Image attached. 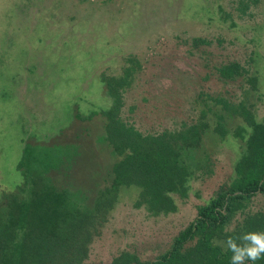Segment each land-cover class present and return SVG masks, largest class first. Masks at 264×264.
<instances>
[{"label":"rangeland","instance_id":"1","mask_svg":"<svg viewBox=\"0 0 264 264\" xmlns=\"http://www.w3.org/2000/svg\"><path fill=\"white\" fill-rule=\"evenodd\" d=\"M195 37L215 41L202 48L212 63L237 62L257 73L259 91L251 101L263 121L264 0H0V195L23 183L17 168L27 145L77 142L75 136L90 131L75 144L84 151L75 183L95 196L115 158L102 143V118L85 123L78 116L113 106L102 75L122 76L130 57L141 66L125 92L123 116L143 133L179 127L201 90L240 100L247 83L208 78L202 53L189 44ZM204 153L213 173H197L189 198L176 197L175 214L151 217L134 209L137 190H122L86 264H111L125 251L145 260L166 252L198 207L234 178L241 143L212 135L197 160ZM253 207L263 210L264 196Z\"/></svg>","mask_w":264,"mask_h":264},{"label":"trees","instance_id":"2","mask_svg":"<svg viewBox=\"0 0 264 264\" xmlns=\"http://www.w3.org/2000/svg\"><path fill=\"white\" fill-rule=\"evenodd\" d=\"M247 9L244 5V14ZM189 44L202 53L208 78L215 76L228 85L241 80L247 83L248 87L242 86L243 97L236 100L233 95L213 96L201 90L179 127L143 133L123 116L124 95L133 86L140 63L130 57L122 76L102 75L113 106L78 119L91 123L102 118V143L115 161L102 182L95 184L93 197L75 183L84 152L75 144L89 138L90 131L75 136L77 142L73 139L49 148L27 145L17 168L23 183L0 195V264H86L124 189L138 191L133 207L144 209L151 217L177 213L176 197L189 198L190 182L197 173H213L208 153L197 160L212 135L223 142L234 139L241 143L234 178L198 207L196 219L173 239L166 252L145 260L125 251L111 264H231L229 238L243 247L251 244L242 239L244 235L264 233V209L253 207L254 200L264 196V119L257 120L256 104L251 101L259 91V77L241 63L217 64L204 57L210 53L202 48L214 46L215 41L195 37ZM136 110L132 107L130 112ZM244 264H264V253L255 262L246 259Z\"/></svg>","mask_w":264,"mask_h":264},{"label":"clouds","instance_id":"3","mask_svg":"<svg viewBox=\"0 0 264 264\" xmlns=\"http://www.w3.org/2000/svg\"><path fill=\"white\" fill-rule=\"evenodd\" d=\"M244 241H251L250 245L239 246L233 239L227 241L233 255L231 264H244L246 259L255 262L264 253V233H249L242 237Z\"/></svg>","mask_w":264,"mask_h":264}]
</instances>
